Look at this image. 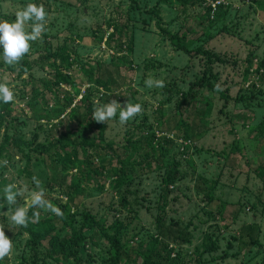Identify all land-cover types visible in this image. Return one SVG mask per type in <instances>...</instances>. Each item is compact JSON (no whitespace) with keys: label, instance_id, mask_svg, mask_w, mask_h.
Here are the masks:
<instances>
[{"label":"rangeland","instance_id":"374dc122","mask_svg":"<svg viewBox=\"0 0 264 264\" xmlns=\"http://www.w3.org/2000/svg\"><path fill=\"white\" fill-rule=\"evenodd\" d=\"M30 3L43 5L49 16L46 32L32 43L24 60L46 68L34 64L18 76V69L10 68L0 56V81L8 83L15 93L12 108L20 124L14 129L12 120L0 119V217L5 218V234L14 245L12 255L0 260V264H150L145 259L148 253L159 264H264V180L259 171L264 166V5L256 0H205L201 5L190 3L186 7L169 0H0V21L14 22L15 13ZM154 9L161 12L162 27L186 37L185 45L192 52L184 51L158 27ZM207 9L209 22L202 17ZM110 21L127 25L122 39H126L125 50L121 54L105 43L114 31V26L109 27ZM98 30L105 31L103 41L99 40ZM65 44L78 56V63L69 72L81 85L75 102L95 87L84 79L100 64L105 79H111L113 93L108 101L116 99L122 107L128 101L139 103L144 109L142 115L125 125L119 123L117 112L116 118L97 132L95 139L100 146L112 143L124 157L129 153L125 149L127 140L139 143L154 133L153 148L145 151L144 157L140 150L135 162L146 158L154 171L155 161L161 159V136L175 140L167 157L180 161L183 175L170 187L163 225L157 226L156 222L163 171L149 172L143 162V171L137 167L130 174L131 180L120 188L127 189L123 203L118 189L112 187L113 172L120 167L118 158L113 153L106 157L109 154L105 150L88 151L93 155L92 167L101 175L94 176L92 172L95 179L90 187L72 202L66 184L78 180L77 169L64 172L48 168L40 160L41 149H36L35 144L26 145L45 143L53 135L56 138L62 134L66 142L68 137L73 140L80 135L81 118L72 121L67 116L74 105L66 110V115L47 121L38 120L39 102L34 103V110L28 104L34 87L40 88L53 70L48 63L55 59L47 57L61 51ZM198 47L215 53L223 62L193 51ZM120 57H125L123 62H114ZM248 58L252 59L251 66ZM260 64L263 68L255 72ZM79 66L85 69L82 71ZM30 77L33 83H25ZM150 77L162 79L166 87L147 88L144 81ZM207 83L219 84L222 91L209 93ZM178 89L197 93L183 112L191 140L183 138L186 126L178 123L176 102L182 96ZM97 91L100 98L105 93L103 87ZM95 101H99L98 97ZM159 109L162 112L158 113ZM158 117L166 121L164 133L157 128ZM173 129L179 138L171 132ZM15 135L25 145L17 147L20 139L14 140ZM237 148L241 151L236 152ZM76 149L79 157L85 158L81 147ZM68 150L73 152V146ZM136 158V153L131 152L128 159ZM5 160L7 165L3 164ZM33 176L42 181L46 197L63 215L35 208L29 211L55 219V234L72 235L78 224L72 228L66 224L70 215L77 212L75 218L79 220L77 216L88 211L106 227L120 223L115 234L121 240L123 254H117L95 228L85 232L75 256L67 259L50 256L47 240L29 245L28 234L23 230L18 234L19 228L7 219L11 213H6L9 207L14 211L18 206H27V194L18 197L17 204L8 206L3 200V188L8 183H23L29 191L35 190ZM246 230L258 241L253 247L243 246ZM137 252L141 256L137 257Z\"/></svg>","mask_w":264,"mask_h":264},{"label":"trees","instance_id":"16d2710c","mask_svg":"<svg viewBox=\"0 0 264 264\" xmlns=\"http://www.w3.org/2000/svg\"><path fill=\"white\" fill-rule=\"evenodd\" d=\"M133 2H136L137 0H132ZM170 2L176 1L180 5L186 7L190 5V3L197 5V4H203L205 3V0H169ZM256 2L262 6L264 5V0H256ZM152 13L157 17V25L159 28L163 30L164 33L168 34L172 40L177 41V44L180 48H182L184 51H189L188 47H186V37L178 35V34H171L168 30L162 27V18L160 16L161 12L160 10L154 9ZM219 16V14H218ZM206 22L210 21V10L207 9V12L204 16H202ZM114 26V31L110 33L107 37L105 36V31L98 30L97 32H100L101 37L99 38L100 41H103L106 37V45L109 46L111 49H114L117 54H121L125 50V42L122 41L123 37H125V32L128 29L127 25H121L115 22L110 21L109 27ZM131 41V40H130ZM61 51L57 52L55 55H49L47 57V60L50 59V57H53L55 60L50 64V66L53 68L52 71H50V77H45L42 81V85L40 88L34 87L33 89V95L32 98H30L29 101V107L34 110L35 107H33L34 103L39 102L41 105V111L40 115L38 117V120H47V121H54L59 119L62 115H66V110L71 109V111L67 114L69 120L76 121L77 117L78 119L81 118V120H78L79 129H80V135L76 138L71 140L70 137L67 138V142L64 141L65 138L61 134L58 137H50L48 140H46L45 143H26L28 147H31L32 145H36V149H41L40 153L42 156L40 157V160H42L45 165L49 168L50 166L54 169H58L64 172H69L72 169H77V175L78 180L76 179L74 183L66 184V187L68 190L69 196L72 198L71 201L74 202L75 198L79 195V193L82 192V195H84V190L89 188L91 185V181H93L95 178L94 176L101 175L99 173L98 169H94L93 161L91 158L93 155L88 153L91 150L100 152V151H107L109 155H106V157H110L111 153L115 155V157L118 158V161L120 162V167L117 170L115 168V171L113 172V176H115V179L112 181V187H115L118 189V194L121 198V202H125V199L123 197V193L127 192V189L120 190L121 187H124L132 178V175H130L137 167L140 172L143 167V162H146V168L150 172L152 171V163H149L147 159L145 158L144 161L138 162L135 164L136 160L139 157V151L143 150L144 153H142L140 156L144 157L145 151H147L149 148H153V144L156 141V135L153 133L150 136L146 138H142V140L137 143L135 141L127 140V143L125 144V149L129 150V153L123 157V155H120L116 148L114 147V144H108L106 146H100V144L96 141L95 138H97L96 134L97 132H100L106 128L105 123H97L92 119V112L93 108L97 101L96 98L98 97V102L101 104L107 103L108 97L113 93V89L111 87V79H105V73L103 74L101 70V65L99 64L97 69L93 71V74L86 73L85 82H88L89 84H95V87L88 89L86 94L82 96V98L75 102L76 97L81 92V85H77V82L75 80L74 76H71L69 72L73 68V65L75 63H78V59H75V57H78L75 55V53L69 48L68 45H63L60 47ZM196 53L200 54L201 56L208 57L209 59L215 58L217 61L223 62L222 59L219 58L218 55L215 53H212L211 51H207L202 49L201 47L196 48ZM124 56V55H120ZM125 57H120L118 59L114 58V62L124 61ZM248 65L251 66L252 59H247ZM34 64L39 65L42 69H45L44 64H40L38 62L33 64L29 63V61H25L24 59L20 61V63L15 66L19 74L18 76H21L22 73L27 72L31 69ZM264 65V64H263ZM80 69L83 71L85 69V66H79ZM10 68H14L11 67ZM263 68L260 64L257 69H255V72H259V70ZM25 83H33L32 77H30L29 81ZM199 84H202L199 82ZM65 86L70 87V90L65 89ZM207 89L210 90L209 93H212L215 91L216 93L220 91L215 90V86L212 83H207ZM99 87H103L105 93L101 96H99V93L97 89ZM178 93H182V96L177 100V111L179 112L178 117V123H180L179 126H186L184 130L183 138L186 140H191V130L189 129L188 122H185L183 120L184 116V110L191 104V102L195 99L197 96V93L193 90H190L188 92H183L178 89ZM162 106V103L160 104ZM53 108V109H51ZM14 110L12 108V103L4 104L0 102V119H2L3 122L5 121H11L12 120V126L14 129H18L20 126L19 122H16L17 117L14 116ZM162 112L161 109H159L158 113ZM66 117V116H65ZM170 120V119H169ZM167 120V122L169 121ZM158 123V129L164 133L163 125L166 123V121L163 122V120L158 117L157 118ZM54 129L56 126H54ZM56 130V129H55ZM86 132V135H82ZM171 132L174 134L176 138H179V134L175 129L171 130ZM53 133V131H52ZM94 135L91 137L90 135ZM262 134V133H261ZM92 138V139H91ZM19 136H14V140H19ZM175 140L168 138L166 135L161 136V140L158 141V146L160 147V157L161 159L159 161H155V169L154 171H159L162 173V188H161V197L159 200V203L157 205L158 210V217L156 219L157 226L163 225V222L165 220L166 215V206L168 205L169 201V195H170V187L175 185V183L181 178L183 175V172L180 169V161L167 157L170 149L174 147ZM22 139L19 140V142L16 143V146L19 147L23 145ZM25 145V144H24ZM73 146V152H70L68 149ZM76 146H80L81 150L83 151V155L85 158L79 157V151L76 149ZM238 146V145H237ZM236 146V147H237ZM239 147V146H238ZM157 150V148H156ZM241 149L237 148L236 152H240ZM131 152H135L137 155V158L133 161L131 159H128ZM86 154V155H85ZM112 156V155H111ZM148 158V157H147ZM151 162V161H150ZM76 164V165H73ZM143 171V170H142ZM145 171V170H144ZM152 171V172H154ZM260 176L264 180V166L259 167ZM92 172H94V176L92 175ZM103 187V186H100ZM34 211L31 209L28 212L29 217V224L27 228L20 227L19 232L23 233L25 231L29 236V245H38L42 243L44 240H47L49 242L50 248H49V255L50 256H62L64 259L70 258L75 256V249L78 248L80 243L85 240V232L89 229L95 228L97 231L100 232V235L108 241L114 248L115 252L117 254L122 253L123 254V248L121 244V240L118 238V236L115 234L117 226L120 225V223H117L115 226H109L106 227L104 222L101 219H97L96 216L90 212H82L77 217H80L79 220H77L75 217L78 214L77 212L73 215H70L69 222H66L71 228L77 223L78 225L73 228L74 233L72 235H65V236H58L54 233L55 226L53 224L55 223V219H50L49 216H43V217H34ZM35 220V221H34ZM5 221L4 217H0V223H3ZM34 221V222H33ZM4 224V223H3ZM5 225V224H4ZM7 226L5 225V228ZM23 230V231H20ZM15 231V230H14ZM18 231V230H17ZM246 238L243 239V246L245 247H253L255 246L258 241L255 240L252 236V233L248 230H246ZM137 257L141 256V252H137ZM180 255V254H179ZM154 255L151 253H148L145 255V259L150 262V264H159L156 261H154ZM170 258V255H168ZM178 260V258L176 259Z\"/></svg>","mask_w":264,"mask_h":264},{"label":"clouds","instance_id":"9594fccd","mask_svg":"<svg viewBox=\"0 0 264 264\" xmlns=\"http://www.w3.org/2000/svg\"><path fill=\"white\" fill-rule=\"evenodd\" d=\"M48 16L49 13L43 5L30 3L15 13L14 22L0 21V49H2L0 56H2L6 65L15 67L26 55L30 54L32 43L42 39L47 30ZM144 84L149 89H163L166 87L162 79L151 77L145 79ZM215 90L222 91L219 84L215 86ZM15 100L16 97L12 88L9 87L8 83L0 81V102L9 104L14 103ZM143 111L144 109L139 103L132 104L128 101L122 107L116 99L104 104L97 101L93 108L92 119L97 123L107 124L116 118L117 112H119V123L125 125L129 120L142 115ZM7 163L6 160L3 161L4 165H7ZM32 183L35 185V190L32 191H29L28 186L23 183H8L3 188V200L8 206L17 204V198L25 197L27 194L25 198L27 206H18L14 211L9 207L6 211V213H11L7 215V219L14 227L27 228L29 208L42 209L56 216L63 215L62 210L46 197V190L42 185V181L33 176ZM38 216L39 212L34 213V217L38 218ZM13 250V240L5 234V225L0 223V260L10 257Z\"/></svg>","mask_w":264,"mask_h":264}]
</instances>
